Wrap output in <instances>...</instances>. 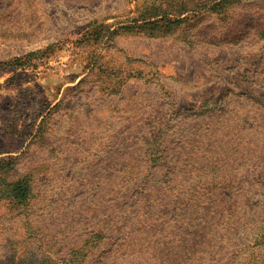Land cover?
Masks as SVG:
<instances>
[{"label": "rangeland", "instance_id": "rangeland-1", "mask_svg": "<svg viewBox=\"0 0 264 264\" xmlns=\"http://www.w3.org/2000/svg\"><path fill=\"white\" fill-rule=\"evenodd\" d=\"M146 1L0 0V264H264V0L111 36Z\"/></svg>", "mask_w": 264, "mask_h": 264}, {"label": "trees", "instance_id": "trees-1", "mask_svg": "<svg viewBox=\"0 0 264 264\" xmlns=\"http://www.w3.org/2000/svg\"><path fill=\"white\" fill-rule=\"evenodd\" d=\"M225 2L209 0H148L143 4L141 11H129V14L116 22V30L111 32V36L119 33H140L155 38L174 37L177 33L182 34L189 28L196 29L201 24V20H208L211 12L220 10ZM106 27L97 26L95 33L90 34L92 38L102 35ZM108 33H110V28ZM42 51L32 52L23 58H14L4 63L11 69L29 66L33 56L41 54ZM5 170H9L13 161L2 160ZM2 195H6L13 202L23 204L27 201L30 194V185L27 180L4 182L1 190Z\"/></svg>", "mask_w": 264, "mask_h": 264}]
</instances>
